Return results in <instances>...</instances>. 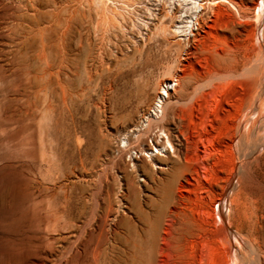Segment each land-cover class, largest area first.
<instances>
[{
    "label": "rangeland",
    "instance_id": "374dc122",
    "mask_svg": "<svg viewBox=\"0 0 264 264\" xmlns=\"http://www.w3.org/2000/svg\"><path fill=\"white\" fill-rule=\"evenodd\" d=\"M144 254L264 264V0H0V264Z\"/></svg>",
    "mask_w": 264,
    "mask_h": 264
},
{
    "label": "bare ground",
    "instance_id": "6f19581e",
    "mask_svg": "<svg viewBox=\"0 0 264 264\" xmlns=\"http://www.w3.org/2000/svg\"><path fill=\"white\" fill-rule=\"evenodd\" d=\"M209 1V0H208ZM205 8V7H204ZM202 18V17H201ZM203 19V18H202ZM197 26L195 27L196 28V30H197V35H199L200 33H199V30L200 29H203L204 27V20L202 21L201 19H199V20H197ZM193 31V30H192ZM199 33V34H198ZM193 36H195V32H193V33H191ZM197 37V36H196ZM195 38V37H194ZM193 38V39H194ZM196 39V38H195ZM195 43V42H194ZM61 51V50H60ZM166 87H168V86H166ZM41 89V88H40ZM241 109V108H240ZM149 117V116H148ZM149 119V118H148ZM151 120L150 121H147L148 123H147V125H146V127H142V129H135V130H133L132 131V133H135L136 135H135V138H134V141L137 143V142H139V141H142V138H144V136H147L148 135V133L150 134V130H151V127H152V123L153 122H159V124H160V122H162V127H160L159 129L160 130H163V132H164V137L165 138H167V142L170 144V146L173 148L174 146H173V142H174V140H173V138H172V135L170 134V132H169V130L166 128V126H164V123H163V120H164V116L163 117H160V118H158V119H153L152 117L150 118ZM138 123V122H137ZM158 124V125H159ZM158 127V126H157ZM138 128V127H137ZM215 132V131H214ZM133 135V134H132ZM148 137H149V135H148ZM152 137V136H151ZM150 137V138H151ZM184 137V136H183ZM186 137V136H185ZM132 138H133V136H132ZM155 138V137H154ZM157 138V137H156ZM190 138V137H189ZM130 139H131V137H130ZM186 139H188V138H186ZM191 139V138H190ZM200 140V139H199ZM198 140V138L195 140V146H196V151H197V156L200 158L201 156L204 158V156L203 155H205L204 153L206 152V150H207V145L205 146V141H199ZM146 141V140H145ZM154 142V141H153ZM193 142V141H192ZM136 143H134L133 142V144H136ZM143 143V142H142ZM156 144H158V139L156 140V142H155ZM130 144V143H129ZM138 144V143H137ZM136 144V145H137ZM141 143H139V145H140ZM144 144V143H143ZM165 144V143H164ZM193 144V145H194ZM153 145H154V143H153ZM159 145V144H158ZM129 146V145H128ZM131 147H132V144L130 145ZM161 146V145H160ZM163 146V145H162ZM203 146V148H201ZM23 147V146H22ZM145 147V146H144ZM143 147V148H144ZM158 147V146H157ZM164 147V146H163ZM159 148V147H158ZM177 149H178V147H177ZM145 150V149H144ZM165 150H167V149H165ZM195 150V149H194ZM174 151H175V147H174ZM179 152V151H178ZM202 152H204L203 154H202ZM194 153V152H193ZM209 153V152H208ZM168 155H170L169 153H167ZM167 155V156H168ZM195 155V154H194ZM191 157H193L192 159H194V157L195 156H191V154L190 153H186L185 154V156H184V160L186 161V163L188 164V161L190 162V160H191ZM201 157V158H202ZM204 161V160H203ZM186 165V164H185ZM230 178V177H229ZM229 180V179H228ZM172 192V191H171ZM35 204H34V206H39L40 205V201H37V202H34ZM39 208H40V206H39ZM42 209V208H41ZM60 217H61V215H59V213H57L56 211H54V214H50V216L49 217H47L46 219H43L44 220V222L49 226V225H51L52 227H53V229H55L56 230V228H58V227H60L61 226V224H60ZM62 229V228H61ZM80 230H81V232H86V229H85V226H83V227H81L80 228ZM151 232V231H150ZM105 233V232H104ZM136 233V232H135ZM134 233V234H135ZM150 235V234H149ZM105 236V235H104ZM133 236V235H132ZM136 236V235H135ZM139 237V236H138ZM140 238V237H139ZM134 239H135V237H134ZM145 239V238H144ZM146 239L148 240V237H146ZM133 242V241H132ZM142 264H150L149 263V256H148V254H144V256H143V259H142Z\"/></svg>",
    "mask_w": 264,
    "mask_h": 264
},
{
    "label": "built area",
    "instance_id": "2783aa9c",
    "mask_svg": "<svg viewBox=\"0 0 264 264\" xmlns=\"http://www.w3.org/2000/svg\"><path fill=\"white\" fill-rule=\"evenodd\" d=\"M168 87H170V83L168 84Z\"/></svg>",
    "mask_w": 264,
    "mask_h": 264
}]
</instances>
